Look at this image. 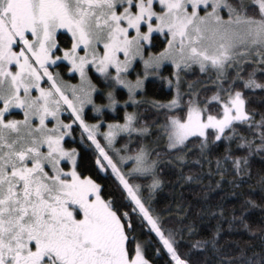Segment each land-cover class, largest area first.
I'll list each match as a JSON object with an SVG mask.
<instances>
[{"label": "snow or ice", "instance_id": "obj_1", "mask_svg": "<svg viewBox=\"0 0 264 264\" xmlns=\"http://www.w3.org/2000/svg\"><path fill=\"white\" fill-rule=\"evenodd\" d=\"M166 169L219 195L207 236ZM161 262L264 264V0H0V264Z\"/></svg>", "mask_w": 264, "mask_h": 264}, {"label": "trees", "instance_id": "obj_2", "mask_svg": "<svg viewBox=\"0 0 264 264\" xmlns=\"http://www.w3.org/2000/svg\"><path fill=\"white\" fill-rule=\"evenodd\" d=\"M162 37L156 38V43L159 44ZM158 49H153L156 51ZM66 64V63H65ZM171 70L170 66L165 67V71L169 72ZM200 74L195 72L192 75H188L189 80H194ZM172 89L168 88L163 81L152 80L147 86V96L151 99H161L166 100L171 97ZM122 109V108H121ZM15 114L19 115V112H15ZM150 113L146 114L149 115ZM67 115V114H66ZM122 115V112L120 113ZM117 115L108 114V117L115 118ZM77 136L79 132L76 133ZM79 146V145H77ZM87 163V162H86ZM261 166V162L259 160L254 162V167ZM86 174L95 175V169L90 165L88 166V170ZM163 178L165 180V184L163 188L157 194V200L159 201L160 207H169L175 209L178 203H183L185 206L190 205V218L196 220L197 224L201 226V236H207L212 229V227L217 223L216 219L205 218L203 220L200 219L199 210L201 208H205L208 206H215L220 203V197L216 193L205 192L199 187L197 184H186L183 181H179L177 178V174L174 173L173 170L166 169ZM206 182V181H205ZM101 183H104L105 186L111 184V178L107 177L106 174L101 173ZM226 190V189H225ZM225 207H228V204H225ZM253 220H257L260 216L259 210H254L251 214ZM225 231L222 233L220 237V242L225 245V251H236L237 249L232 244V241H239L243 244L245 241H251L255 245H259V239L256 237L250 236L246 231H227V222L224 223ZM200 236L192 237V239H199ZM193 258L198 260L205 259V253L200 251H194ZM211 259V257H208ZM162 264V262H161Z\"/></svg>", "mask_w": 264, "mask_h": 264}, {"label": "rangeland", "instance_id": "obj_3", "mask_svg": "<svg viewBox=\"0 0 264 264\" xmlns=\"http://www.w3.org/2000/svg\"><path fill=\"white\" fill-rule=\"evenodd\" d=\"M61 31H63V30H61ZM64 63H67V62H64ZM169 66H170V65H169ZM170 67H171V66H170ZM60 70H61V72L64 74V78H65L66 80H69V81H71L72 83H76V82L78 81L79 77H78V74H77V73H68V72L65 71V69H64L63 66H61ZM168 73H169V72H166L165 69H163L162 72H161V75H163V76H167ZM133 78H134V77H133ZM187 78H188V77H187ZM151 79H152V80H159V79H157V78H151ZM159 81H161V80H159ZM164 84H165L168 88H170L166 83H164ZM146 98L151 99V98H149V96H147V92H146ZM156 100H161V99H156ZM120 107L123 108L122 105H121ZM129 110H131V109H129ZM17 112H19V111H17ZM86 112H87L89 118L95 116L97 119H99L98 114L93 113V112L91 111V107H90V106L86 109ZM66 114H67V113L64 114L65 117H67V115H68V114H67V115H66ZM108 114H113L114 116L117 115V113H113V112H111V110L108 111ZM14 115H17V114L14 113ZM106 118H110V117L107 116ZM76 136H77V134H76ZM78 137H79V135L77 136V139H78ZM67 139H71V138H67Z\"/></svg>", "mask_w": 264, "mask_h": 264}]
</instances>
